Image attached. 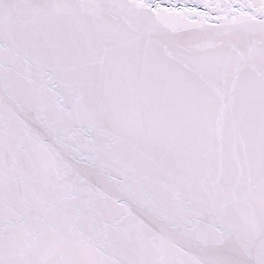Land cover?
I'll return each instance as SVG.
<instances>
[{
	"label": "snow or ice",
	"instance_id": "6c2138e0",
	"mask_svg": "<svg viewBox=\"0 0 264 264\" xmlns=\"http://www.w3.org/2000/svg\"><path fill=\"white\" fill-rule=\"evenodd\" d=\"M0 264H264V0H0Z\"/></svg>",
	"mask_w": 264,
	"mask_h": 264
}]
</instances>
